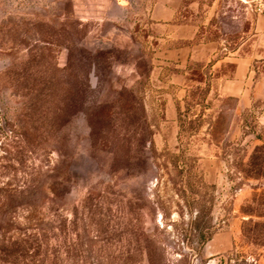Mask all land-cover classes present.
<instances>
[{
	"label": "rangeland",
	"instance_id": "rangeland-1",
	"mask_svg": "<svg viewBox=\"0 0 264 264\" xmlns=\"http://www.w3.org/2000/svg\"><path fill=\"white\" fill-rule=\"evenodd\" d=\"M178 1L171 19L175 0H0L2 238L33 235V191L59 182L70 251L61 264H264V247L243 232L251 219L244 210L264 192V178L243 174L263 144L245 135L244 121L253 114L264 136V16L252 0ZM88 54L110 60L100 81L91 75L93 88H133L143 98L157 162L149 176L143 166L131 168L127 150L105 144L120 137L110 121L113 93L90 120L80 110L67 115L56 101L51 112L46 104L43 115H23L26 62L62 83L71 59ZM11 124L31 128L27 151ZM172 154L191 160L202 211L175 190L170 178H181ZM90 192L111 195L91 206ZM46 194L37 195L39 204H48ZM199 211L216 230L203 247L190 226Z\"/></svg>",
	"mask_w": 264,
	"mask_h": 264
},
{
	"label": "trees",
	"instance_id": "trees-1",
	"mask_svg": "<svg viewBox=\"0 0 264 264\" xmlns=\"http://www.w3.org/2000/svg\"><path fill=\"white\" fill-rule=\"evenodd\" d=\"M109 62V59H105L103 56L100 57L99 54H88L76 60L71 59L62 83L54 74L50 75L48 73L38 76L36 73L37 66L34 65L37 63L34 61L26 62V65L29 64L30 67L26 68L35 70V72L26 70L25 75H22L24 77L22 78L23 82L25 81L24 84L27 90L30 91L28 101L24 102L23 115L27 118L33 115H43L44 110L40 106L46 104H49L48 109L51 112V107L56 101L59 108L61 105L59 110H63L65 113L66 111L80 110V113L90 120L97 111H101L105 107V97L108 98L113 93L118 103L111 107L110 121L121 138L116 136L117 140H111L105 144H109L111 149L117 148L115 152L117 154L120 153L118 152L120 150H127L125 158H128L131 168L135 169L138 166H143V174L149 176L153 173V165H157V162L154 157L151 126L148 123L144 101L140 93L133 88L124 87L118 91L110 89L108 92L111 94H109L106 93V90H101L102 86L99 85L93 88L91 85V75H96L100 81L103 72L109 68ZM60 84L64 87L61 94L58 90L62 88ZM207 91L208 89H206L202 100L195 103L196 105L205 103ZM95 93L99 95L98 98H96L97 95L94 96ZM53 127L51 126V128ZM10 128L13 138H16L17 133L23 135V139L17 138L18 145H20L21 151H27V148L32 145L27 137L30 127L11 124ZM38 128L42 131L45 126L41 125ZM38 128H35L38 131L37 133H39ZM244 129L245 135H255L257 139L263 142L262 145L254 149L245 164L244 177L246 179H262L264 178V136L258 131L259 123L253 114L249 113L245 116ZM171 157V165L181 178L178 181L171 176L170 180L175 190L187 207L202 211L205 206L194 197L198 195L200 187L193 179L191 160L184 154H172ZM226 161L229 163L228 159ZM200 182L203 186L205 185L203 181ZM56 186H60V183H55L51 187L45 188V191L43 190L49 197L46 206L38 203L37 195H43L44 193H42L41 188L37 187L34 191L32 190L34 192H32L34 198L32 204L36 213L31 225L34 233L27 237L15 239L5 236L2 238L0 235V262L4 264H38V262H40L39 264H61V261L65 260L63 255H68L70 251L65 246L63 206L60 203L61 201L58 200L61 195L58 197L55 191ZM110 195V193H105L102 196L101 193L93 194L90 192L85 197V201L91 206H97L100 199L110 197ZM144 201L147 207L151 209L153 204L147 198ZM200 213L199 211L197 217L191 221L190 226L192 231L200 234L201 246L203 247L211 240L216 230L211 219L205 220L204 217L200 216ZM243 213L251 217L244 223L245 238L256 246L264 247V192L260 195H254ZM88 216H90V212H88ZM254 217L262 220L254 222ZM144 239L146 244L150 246L151 236L144 233ZM41 256L43 257L40 261ZM240 264L258 263L256 260L250 261L244 258Z\"/></svg>",
	"mask_w": 264,
	"mask_h": 264
},
{
	"label": "built area",
	"instance_id": "built-area-1",
	"mask_svg": "<svg viewBox=\"0 0 264 264\" xmlns=\"http://www.w3.org/2000/svg\"><path fill=\"white\" fill-rule=\"evenodd\" d=\"M255 9L258 13L264 16V0H252Z\"/></svg>",
	"mask_w": 264,
	"mask_h": 264
},
{
	"label": "crops",
	"instance_id": "crops-1",
	"mask_svg": "<svg viewBox=\"0 0 264 264\" xmlns=\"http://www.w3.org/2000/svg\"><path fill=\"white\" fill-rule=\"evenodd\" d=\"M180 1L178 0H175V5L173 4L172 7H171V16L170 18L173 19L176 15V13H178V10H179V3Z\"/></svg>",
	"mask_w": 264,
	"mask_h": 264
}]
</instances>
